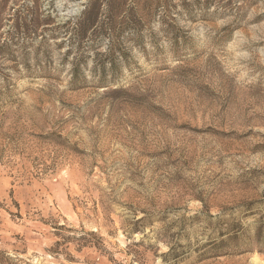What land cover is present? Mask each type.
Segmentation results:
<instances>
[{"label": "rangeland", "instance_id": "rangeland-1", "mask_svg": "<svg viewBox=\"0 0 264 264\" xmlns=\"http://www.w3.org/2000/svg\"><path fill=\"white\" fill-rule=\"evenodd\" d=\"M0 249L264 264V0H0Z\"/></svg>", "mask_w": 264, "mask_h": 264}, {"label": "trees", "instance_id": "trees-1", "mask_svg": "<svg viewBox=\"0 0 264 264\" xmlns=\"http://www.w3.org/2000/svg\"><path fill=\"white\" fill-rule=\"evenodd\" d=\"M130 230H136V231H131L130 232L131 234L139 231V229H130ZM87 234L88 235H94L93 232H90ZM224 243H225V240H223V239H221L219 241L210 239L204 245H202L196 249H193L192 250L194 252L193 262L196 263V262H201V261H204L207 259H215L219 256L228 254V253H226L227 251H224L225 250ZM56 244H58V242ZM78 244L80 246H83V244H81V243H78ZM178 247H179V245H177L175 247L169 246L168 251L164 254L165 258L173 259L174 263H178V262L185 260L186 258H189L190 253H188V251H182V250L178 249ZM96 248L98 250H102V249H100L101 247H99V245H96ZM9 259H11V258L7 257L6 252L4 250L0 249V264L7 263V261H9Z\"/></svg>", "mask_w": 264, "mask_h": 264}]
</instances>
